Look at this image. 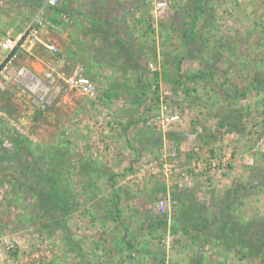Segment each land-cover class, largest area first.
Here are the masks:
<instances>
[{
    "label": "rangeland",
    "instance_id": "obj_1",
    "mask_svg": "<svg viewBox=\"0 0 264 264\" xmlns=\"http://www.w3.org/2000/svg\"><path fill=\"white\" fill-rule=\"evenodd\" d=\"M162 1L60 0L44 41L65 63L37 46L14 66L48 91L0 87L24 131L0 145L21 264H264V0ZM44 2L0 0V25L21 33ZM75 70L94 99L56 75Z\"/></svg>",
    "mask_w": 264,
    "mask_h": 264
},
{
    "label": "built area",
    "instance_id": "obj_2",
    "mask_svg": "<svg viewBox=\"0 0 264 264\" xmlns=\"http://www.w3.org/2000/svg\"><path fill=\"white\" fill-rule=\"evenodd\" d=\"M153 8L154 13L162 10L165 7V2L162 0H146ZM60 5V0H45L44 4L40 7L37 13L28 22L23 31L19 34H12L10 31L5 30L0 25V87L5 82H16L19 86L20 94L39 95L40 92L46 93L48 88L45 84L36 79L31 73L24 68H19L14 71V66L20 53L31 54L35 47L43 46L48 52L56 57L57 65H63L65 59L59 55L58 49L44 41V35L47 33L50 26V14ZM61 19L66 21V15H61ZM82 70H75L71 75H64L63 73L56 74L64 81L65 85L70 89L76 91L78 94L94 99L97 94L96 85L82 72ZM28 81L22 80L26 77ZM50 81H54L51 73L47 74ZM33 79V80H32ZM57 89V88H56ZM45 105H42L44 107ZM178 120V116L164 117L160 119L162 126L171 124ZM6 125L11 133L14 135L24 134L23 129L14 122L13 119L8 118L4 111L0 108V145L4 148L10 146V140L3 132V126ZM162 167L164 173L171 171L174 167L172 163H168L166 155L162 156ZM215 163H210L213 170ZM159 207L164 211V201L159 203ZM19 249L18 242L8 233H0V264H21L18 258ZM33 264H40L36 260Z\"/></svg>",
    "mask_w": 264,
    "mask_h": 264
},
{
    "label": "crops",
    "instance_id": "obj_3",
    "mask_svg": "<svg viewBox=\"0 0 264 264\" xmlns=\"http://www.w3.org/2000/svg\"><path fill=\"white\" fill-rule=\"evenodd\" d=\"M150 137V136H149ZM149 137L148 138H146L147 140H149ZM136 141H139L138 139H136ZM147 147V146H146ZM146 147H142V155H143V153L145 152V149H147ZM137 150H138V147H137V145L133 148V150H129V148L128 149H124L123 151L124 152H126V153H128V152H130V157H131V159L132 160H134V157H135V153L137 154ZM122 151V152H123ZM132 154V155H131ZM123 172V171H122ZM126 172L128 173L129 171H127V169H126Z\"/></svg>",
    "mask_w": 264,
    "mask_h": 264
}]
</instances>
